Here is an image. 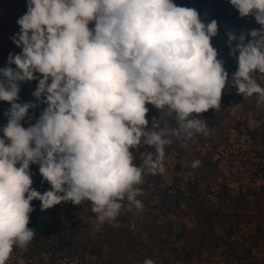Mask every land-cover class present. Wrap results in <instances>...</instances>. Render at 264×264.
I'll return each mask as SVG.
<instances>
[{
    "label": "clouds",
    "instance_id": "9594fccd",
    "mask_svg": "<svg viewBox=\"0 0 264 264\" xmlns=\"http://www.w3.org/2000/svg\"><path fill=\"white\" fill-rule=\"evenodd\" d=\"M229 2L241 18L254 16L261 25L247 43L243 33L228 34L230 45L238 40L230 52L239 53L232 86L243 96L257 94L259 105L264 87L253 74H264V0ZM17 24L11 39L22 51L9 53V66L0 68V101L11 105L0 128V264L14 246L34 240L33 200L41 211L89 201L100 223L115 218L125 198L142 207L136 186L146 172L165 171L171 142L167 128L149 130L146 105L174 118L177 138L207 136L194 114L219 109L229 81L211 43L218 22L204 23L195 8L173 0H27ZM33 80L32 95L47 106L25 128L21 122L38 105L17 101L20 83ZM141 147H154L155 158ZM31 164L39 165L49 190L32 187Z\"/></svg>",
    "mask_w": 264,
    "mask_h": 264
},
{
    "label": "rangeland",
    "instance_id": "374dc122",
    "mask_svg": "<svg viewBox=\"0 0 264 264\" xmlns=\"http://www.w3.org/2000/svg\"><path fill=\"white\" fill-rule=\"evenodd\" d=\"M192 1L193 5L188 2L183 7L196 9L199 3ZM201 2H205L201 20L218 22L211 43L229 74L219 109L194 114L212 122L209 133L213 142L184 134L177 138L170 117L147 104L149 130L167 128L171 142L164 149L165 171L146 172L136 186L141 189L136 199L142 207L125 198L121 203L127 201L126 208L122 206L115 218L100 223L89 201L61 203L41 211L40 201L33 200L35 210L28 227L35 230V238L26 248L14 246L6 264H143L146 259L153 264H264V101L258 105L257 94H238L231 82L238 62L220 55L222 35L231 32L239 37L243 33L247 43L252 39L249 31L259 30L261 25L254 16L241 18L229 0ZM26 11L27 0H0V68L9 66V53L22 51L11 37L20 32L17 20ZM253 75L264 87V74ZM37 85L38 80L20 83L17 102L38 105L21 122L25 128L47 106L32 95ZM2 104L0 101V128L7 123ZM143 151L155 158L154 147H141L139 152ZM136 155L135 163L140 165L139 153ZM196 160L201 163L193 167ZM30 170L32 187L41 193L49 190L39 165L31 164ZM74 224L79 235L67 238L71 246L64 254L60 250L66 247L61 246L55 231Z\"/></svg>",
    "mask_w": 264,
    "mask_h": 264
},
{
    "label": "trees",
    "instance_id": "16d2710c",
    "mask_svg": "<svg viewBox=\"0 0 264 264\" xmlns=\"http://www.w3.org/2000/svg\"><path fill=\"white\" fill-rule=\"evenodd\" d=\"M199 5L197 6L196 10L198 11L199 15L202 17L201 15V9L202 7L205 5V2H201V0H196ZM177 4L178 5H181V6H186L188 4V2H190V5H193L194 4V1L192 0H176ZM94 26V23H90L89 27H93ZM222 40L220 42V55L222 57H226L228 58L230 61L232 62H237V58L239 53L236 52L235 55H230V52L232 51V49L236 46L237 43L235 42H231V45L229 44V40H228V36L227 35H222L221 36ZM223 97V96H222ZM2 105H1V109H2V117L6 118L7 117L4 115V113L11 107L10 103L9 102H5V101H2ZM205 121V120H203ZM168 122L171 124V126L174 127V129L177 128L176 126V122L174 120V118H168ZM206 125H207V128L208 129H211L212 127V122H207L205 121ZM183 134V133H181ZM195 138L199 139L200 141H203V140H206L207 142H213V138L211 136V134L209 133V135L205 136L203 134H194L193 135ZM129 202V201H128ZM127 201L122 203V206L126 208L127 206ZM77 224H74L73 227H67V226H62V227H58L57 230L55 231V237L58 239V241L60 242L61 246L63 247H66L65 249L63 250H60L62 253H66L68 252L69 250V240L67 242V238L69 236H72L73 238L77 237L79 235V231H76V228H77Z\"/></svg>",
    "mask_w": 264,
    "mask_h": 264
}]
</instances>
